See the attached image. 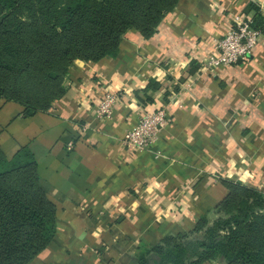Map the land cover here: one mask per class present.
Segmentation results:
<instances>
[{
	"label": "crops",
	"instance_id": "obj_1",
	"mask_svg": "<svg viewBox=\"0 0 264 264\" xmlns=\"http://www.w3.org/2000/svg\"><path fill=\"white\" fill-rule=\"evenodd\" d=\"M237 14L264 18V0H179L152 36L130 29L115 56L74 60L47 111L0 100V149L32 151L56 208V233L30 264H128L140 243L191 230L226 195L221 180L264 193V35L245 61L201 67ZM106 94L118 98L98 119ZM160 107L158 139L129 150L127 131Z\"/></svg>",
	"mask_w": 264,
	"mask_h": 264
},
{
	"label": "trees",
	"instance_id": "obj_2",
	"mask_svg": "<svg viewBox=\"0 0 264 264\" xmlns=\"http://www.w3.org/2000/svg\"><path fill=\"white\" fill-rule=\"evenodd\" d=\"M178 1L0 0V100L20 104L25 116L47 111L64 95L74 60L115 56L130 29L152 36ZM251 20L264 32L260 14ZM221 183L226 195L191 230L140 243L128 264H264V193ZM55 211L32 151L24 146L7 157L0 149V264H30L56 233Z\"/></svg>",
	"mask_w": 264,
	"mask_h": 264
},
{
	"label": "built area",
	"instance_id": "obj_3",
	"mask_svg": "<svg viewBox=\"0 0 264 264\" xmlns=\"http://www.w3.org/2000/svg\"><path fill=\"white\" fill-rule=\"evenodd\" d=\"M261 28L253 27L250 17L237 14L233 17L227 33L217 39V50L207 55L201 62L205 71H212L219 66H233L245 61L252 54L259 40L263 37ZM118 98L117 94H106L95 106L98 119L111 115L112 106ZM164 108L152 112L141 113L137 125L127 131L123 142L132 151H144L151 147L166 124ZM71 143L68 144V149Z\"/></svg>",
	"mask_w": 264,
	"mask_h": 264
},
{
	"label": "rangeland",
	"instance_id": "obj_4",
	"mask_svg": "<svg viewBox=\"0 0 264 264\" xmlns=\"http://www.w3.org/2000/svg\"><path fill=\"white\" fill-rule=\"evenodd\" d=\"M18 16L22 19H24L25 21H27L29 19V15L26 13V11L22 8L21 12L18 13ZM264 35V32L262 33ZM255 94V93H253ZM253 98H255V96H252ZM162 108V107H160ZM165 126V125H164Z\"/></svg>",
	"mask_w": 264,
	"mask_h": 264
}]
</instances>
